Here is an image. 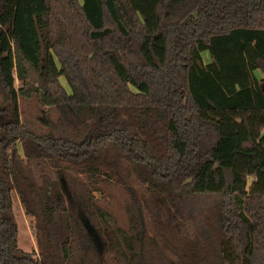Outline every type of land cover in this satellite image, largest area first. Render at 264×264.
<instances>
[{"label": "trees", "instance_id": "obj_1", "mask_svg": "<svg viewBox=\"0 0 264 264\" xmlns=\"http://www.w3.org/2000/svg\"><path fill=\"white\" fill-rule=\"evenodd\" d=\"M261 117L264 0H0V264H264Z\"/></svg>", "mask_w": 264, "mask_h": 264}, {"label": "rangeland", "instance_id": "obj_2", "mask_svg": "<svg viewBox=\"0 0 264 264\" xmlns=\"http://www.w3.org/2000/svg\"><path fill=\"white\" fill-rule=\"evenodd\" d=\"M202 54H203L202 60H203V62H206L208 60L207 53L203 52ZM256 74L258 76L260 75L258 73H256ZM26 80L29 83H31L33 86L39 87V82H38L37 76L29 67L26 68ZM59 83L61 84L63 89L68 93L69 91H68V89L64 83L63 78L59 79ZM14 87H15V89H19L21 87L20 82L15 81ZM232 115L234 116V113H232ZM261 122L264 125V117H261ZM245 164H246V159L243 156H238L233 163V169L236 172L241 174L244 171ZM246 180L249 183L250 179L246 178ZM13 199L14 200H13L12 209L14 212L15 222L17 225V233H16L17 247L25 253H33V259H36V249H35V242L33 239V231L31 228V221L29 218L24 216L15 195H14ZM223 212H224V226H225V228H228V229L234 228L237 224V218H236L237 211L233 207L229 198L224 199ZM223 245L225 247L224 256L232 264L231 260L234 257V255L232 253L231 254L229 253L231 251L229 250L228 243L224 242Z\"/></svg>", "mask_w": 264, "mask_h": 264}, {"label": "water", "instance_id": "obj_3", "mask_svg": "<svg viewBox=\"0 0 264 264\" xmlns=\"http://www.w3.org/2000/svg\"><path fill=\"white\" fill-rule=\"evenodd\" d=\"M84 227H85V229H86L88 232H91V229L87 226L86 223H84Z\"/></svg>", "mask_w": 264, "mask_h": 264}, {"label": "crops", "instance_id": "obj_4", "mask_svg": "<svg viewBox=\"0 0 264 264\" xmlns=\"http://www.w3.org/2000/svg\"><path fill=\"white\" fill-rule=\"evenodd\" d=\"M258 73V72H257ZM259 74V73H258ZM256 76H258L256 73H255Z\"/></svg>", "mask_w": 264, "mask_h": 264}]
</instances>
